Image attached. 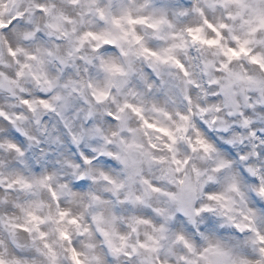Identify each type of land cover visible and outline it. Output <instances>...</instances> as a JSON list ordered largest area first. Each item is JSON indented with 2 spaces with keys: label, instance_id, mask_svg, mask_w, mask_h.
<instances>
[{
  "label": "clouds",
  "instance_id": "obj_1",
  "mask_svg": "<svg viewBox=\"0 0 264 264\" xmlns=\"http://www.w3.org/2000/svg\"><path fill=\"white\" fill-rule=\"evenodd\" d=\"M0 264H264V0H0Z\"/></svg>",
  "mask_w": 264,
  "mask_h": 264
}]
</instances>
